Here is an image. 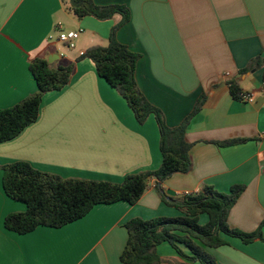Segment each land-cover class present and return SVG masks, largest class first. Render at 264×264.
I'll use <instances>...</instances> for the list:
<instances>
[{"label": "crops", "instance_id": "obj_1", "mask_svg": "<svg viewBox=\"0 0 264 264\" xmlns=\"http://www.w3.org/2000/svg\"><path fill=\"white\" fill-rule=\"evenodd\" d=\"M93 1L129 9L130 21L116 38L140 55L137 86L163 113L168 127H178L205 96L186 131L192 169L160 184L165 195L179 200L204 186L229 193L234 185H244L228 224L246 233L256 231L264 223V67L241 71L257 58L264 60V0ZM120 20L119 15L107 21L79 20L61 0H0V110L36 93L29 70L33 59L51 58L54 67L75 65L67 86L45 94L36 122L0 143V264H124L120 258L128 241L127 222L184 216L162 200L155 179H150L135 205H96L61 228L38 227L23 235L4 226L8 215L27 209L4 192L6 165L27 162L63 179L110 183L161 167L154 115L140 125L126 100L98 76L94 63L78 60L90 48L108 44ZM67 31L81 33L65 55L57 37ZM229 81L237 83L241 94H254V101L235 99ZM233 140L241 142L218 145ZM208 220L202 214L198 223ZM262 236L245 244L222 235L228 244L207 250L216 264H264V225ZM156 254L160 264H200L189 262L168 243L159 245Z\"/></svg>", "mask_w": 264, "mask_h": 264}, {"label": "trees", "instance_id": "obj_2", "mask_svg": "<svg viewBox=\"0 0 264 264\" xmlns=\"http://www.w3.org/2000/svg\"><path fill=\"white\" fill-rule=\"evenodd\" d=\"M61 3L79 20L93 17L107 21L116 15L121 16L120 22L111 29L108 44L90 48L78 60L90 59L94 63L98 76L126 100L140 125L154 115L160 133L162 165L155 171L128 175L122 183L63 179L40 172L27 162L6 165L2 167L4 192L10 199L24 203L27 209L24 213L8 215L4 220L5 228L20 235L33 232L38 227L58 229L82 219L96 205L118 202L135 205L145 193L150 179H155L162 200L184 216L147 221L137 218L127 222L128 241L120 258L122 263L160 264L156 248L168 243L189 262L216 264L214 256L207 249L227 245L222 235L238 238L245 244L262 240L264 223L251 233L231 228L228 224L231 209L246 189L244 185H234L229 193H220L213 187L204 186L197 192L183 195L179 200H169L159 186L174 174H188L191 171L192 145L186 140V131L192 117L204 104L205 96H201L192 113L178 127H168L163 113L148 102L137 86L136 65L140 55L130 51L116 38L118 30L130 21L129 9L123 5L97 6L93 0H61ZM255 66L264 67V60H253L241 72ZM29 70L37 91L16 105L0 110V143L16 138L36 122L45 94L67 86L75 65L54 67L46 59L38 57L30 62ZM228 85L231 95L242 100L243 94L237 83L229 81ZM239 142L233 140L218 145L232 146ZM202 214L209 218L203 226L198 223ZM181 246L188 249L190 255H186Z\"/></svg>", "mask_w": 264, "mask_h": 264}, {"label": "built area", "instance_id": "obj_3", "mask_svg": "<svg viewBox=\"0 0 264 264\" xmlns=\"http://www.w3.org/2000/svg\"><path fill=\"white\" fill-rule=\"evenodd\" d=\"M80 31H69V32H60L58 34L57 40L61 44H66L70 49L75 48V41L78 40ZM52 38L50 37L49 40ZM254 94H243L241 95L243 101H247L249 103H252L254 101ZM189 194V193H186Z\"/></svg>", "mask_w": 264, "mask_h": 264}, {"label": "rangeland", "instance_id": "obj_4", "mask_svg": "<svg viewBox=\"0 0 264 264\" xmlns=\"http://www.w3.org/2000/svg\"><path fill=\"white\" fill-rule=\"evenodd\" d=\"M68 32V31H67ZM55 37V36H54ZM56 42V40H53ZM77 43V40L75 41V44ZM107 43H103V45L105 46ZM60 48L62 50V53L67 55L72 49H70L66 44H59Z\"/></svg>", "mask_w": 264, "mask_h": 264}, {"label": "water", "instance_id": "obj_5", "mask_svg": "<svg viewBox=\"0 0 264 264\" xmlns=\"http://www.w3.org/2000/svg\"><path fill=\"white\" fill-rule=\"evenodd\" d=\"M48 62L51 64L53 62V60L51 58H49Z\"/></svg>", "mask_w": 264, "mask_h": 264}]
</instances>
